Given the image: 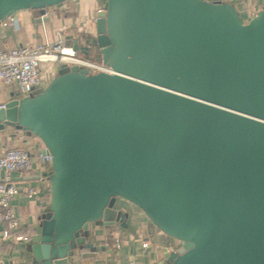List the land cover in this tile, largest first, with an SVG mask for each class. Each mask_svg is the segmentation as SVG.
Returning <instances> with one entry per match:
<instances>
[{
	"label": "water",
	"instance_id": "obj_1",
	"mask_svg": "<svg viewBox=\"0 0 264 264\" xmlns=\"http://www.w3.org/2000/svg\"><path fill=\"white\" fill-rule=\"evenodd\" d=\"M62 1L0 0V22ZM93 44L112 73L59 65L0 107L50 156L31 264H105L116 197L178 241L165 264H264V7L243 22L226 1L104 0Z\"/></svg>",
	"mask_w": 264,
	"mask_h": 264
},
{
	"label": "crops",
	"instance_id": "obj_2",
	"mask_svg": "<svg viewBox=\"0 0 264 264\" xmlns=\"http://www.w3.org/2000/svg\"><path fill=\"white\" fill-rule=\"evenodd\" d=\"M104 0H64L48 6L43 15L32 9L17 10L6 23H0V50L31 45L37 42L52 43L62 38L71 45L76 39L80 45L90 47L91 54L97 56L93 44L94 15L102 7ZM226 1L234 5L243 22H247L264 7V0H208ZM79 51V50H78ZM81 53V51H79ZM59 64L42 63L40 67L41 86H45L57 73ZM20 92L14 84L0 81V104L11 98L19 97ZM18 146L29 151L32 166L28 170H15L11 180L21 188L23 185L36 187L38 193L28 197L17 193L11 200V208L18 219V225L10 232L11 236H2L5 223H0V264H31L26 250L27 239L15 240L14 235L31 233L49 204V181L44 173H49L50 164L40 161L37 154L43 144L35 135H26L12 126L0 129V153L7 147ZM3 172L0 170V181ZM114 207L122 211V224L101 225L94 238L104 244L107 252L100 256L105 264H125L135 260L141 264H165L168 252L178 245V241L160 230L155 229L145 213L130 201L116 197ZM146 246H142L143 243Z\"/></svg>",
	"mask_w": 264,
	"mask_h": 264
},
{
	"label": "built area",
	"instance_id": "obj_3",
	"mask_svg": "<svg viewBox=\"0 0 264 264\" xmlns=\"http://www.w3.org/2000/svg\"><path fill=\"white\" fill-rule=\"evenodd\" d=\"M8 18V17H6ZM0 23L5 24L3 19ZM89 47V46H88ZM90 51V47H89ZM57 63L59 65H76L83 67L88 72L112 73V69L91 52L80 53L71 45L64 43L62 38L52 43L37 42L31 45H20L9 49L0 50V81L4 84H14L18 87L21 96H27L41 86L40 67L42 63ZM3 104H0V107ZM42 162L50 164V156L42 152L37 154ZM32 166V158L25 148L12 146L7 147L0 153V170L3 172V179L0 181V223H5L2 236H11L10 232L18 225V219L12 211L11 200L19 192L28 197H34L38 189L33 186L23 185L17 187L11 180V174L15 170H28ZM15 240L27 239L26 235H14ZM142 246H146L144 242ZM2 264H9L4 262ZM125 264H141L130 260Z\"/></svg>",
	"mask_w": 264,
	"mask_h": 264
}]
</instances>
